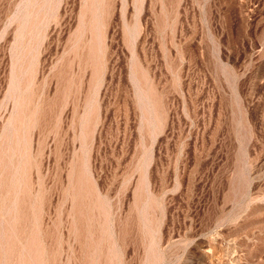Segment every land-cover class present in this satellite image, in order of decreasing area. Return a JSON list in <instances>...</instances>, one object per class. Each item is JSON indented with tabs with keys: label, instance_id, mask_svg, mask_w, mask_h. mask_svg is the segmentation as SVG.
Listing matches in <instances>:
<instances>
[{
	"label": "rangeland",
	"instance_id": "obj_1",
	"mask_svg": "<svg viewBox=\"0 0 264 264\" xmlns=\"http://www.w3.org/2000/svg\"><path fill=\"white\" fill-rule=\"evenodd\" d=\"M0 264H264V0H0Z\"/></svg>",
	"mask_w": 264,
	"mask_h": 264
}]
</instances>
